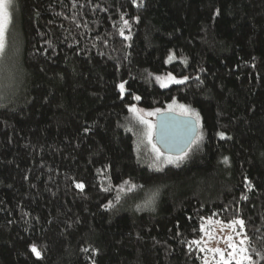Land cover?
<instances>
[{
  "label": "trees",
  "instance_id": "1",
  "mask_svg": "<svg viewBox=\"0 0 264 264\" xmlns=\"http://www.w3.org/2000/svg\"><path fill=\"white\" fill-rule=\"evenodd\" d=\"M11 18L0 264H203L201 226L237 218L264 252V0H13ZM173 100L199 145L156 171L129 108Z\"/></svg>",
  "mask_w": 264,
  "mask_h": 264
},
{
  "label": "snow or ice",
  "instance_id": "2",
  "mask_svg": "<svg viewBox=\"0 0 264 264\" xmlns=\"http://www.w3.org/2000/svg\"><path fill=\"white\" fill-rule=\"evenodd\" d=\"M11 2L12 0H0V71H3L8 64L14 65L15 63V61L12 60L11 57H9L8 47H7V34L9 32V27L12 22V18L9 12V7ZM123 23L124 26L128 25L127 20H124ZM77 26L79 27V25ZM120 34L121 36L124 37V39L126 40L129 39L128 36H124L123 30H121ZM172 59L173 57L170 55L168 57V60H172ZM156 80L160 81V87L167 88L169 84L183 85L189 80V77L185 76L183 78H176L172 74H169L167 76V82H164L159 76L156 77ZM117 87L121 95L123 96V93L125 91L124 84L121 83L117 85ZM0 99H3V97H0ZM134 99L136 101H139L141 97L134 96ZM177 109L179 111V115L183 117V119L181 120V124L186 129H190L192 131V137L187 141L186 147L181 149L180 152L175 156L162 152L160 148H158L155 144H153V132L156 126H154L148 120L144 119L142 116L137 117L139 123L144 125L145 128L143 134L144 138L147 140V142L150 145H152L151 150L154 157V166L156 168V171H162L163 168L167 165L178 167L179 164L182 163L187 158L189 154L188 149L191 148L193 145H196L197 147L199 145V137H198V133L196 132V129L199 127L200 117L198 113H196L189 107L183 104L176 105V101L173 100L172 104L168 105L167 112H162L160 109H156L154 112H149L146 115L147 116L156 115L160 117H165L167 116L168 113H172L174 110ZM129 111L135 113L137 109L135 107H130ZM160 127L161 129L166 127V121L162 120ZM218 135L220 139L225 138L223 133H219ZM161 140L165 144L168 143V138L164 135H161ZM224 163L225 164L227 163V157L224 158ZM128 183H129L128 181H124V184H128ZM132 187H136V186L132 185ZM76 188L82 190L84 188V185L77 183ZM159 193H160L159 188L151 190L147 194L144 203L142 205H138L137 207L153 209V206L156 203ZM237 226H238V230H237ZM227 227L235 233V237L233 235H229L226 238L225 242L228 249L227 252H225L220 248L211 249L205 247H200L199 251L211 252L213 254V259L215 264H262V262H264V252L257 250L255 245L250 241V238L246 231L245 221L243 219L237 218L229 222L227 224ZM201 231L202 232L204 231L203 225L201 226ZM236 238H238V242ZM192 243L199 245L200 241H193ZM30 251L34 254V256L40 258L41 253L37 250L35 246H32L30 248ZM84 251L87 250L85 249ZM203 264H210L206 256L204 258Z\"/></svg>",
  "mask_w": 264,
  "mask_h": 264
},
{
  "label": "rangeland",
  "instance_id": "3",
  "mask_svg": "<svg viewBox=\"0 0 264 264\" xmlns=\"http://www.w3.org/2000/svg\"><path fill=\"white\" fill-rule=\"evenodd\" d=\"M12 6H13V0L10 4V7H9L10 15H11ZM7 66L5 67L4 70H6L8 68ZM4 70L0 71V81H2V83H5L4 81L9 80L7 78L8 76L7 75L5 76ZM164 82H167V81H164ZM159 86H160V83H159ZM162 89H164V88H162ZM176 105H178V104H176ZM135 108L137 109V111L135 113L130 112L131 117H130L129 129H131V130H129V129L128 130L136 138V147H137V150L139 152L141 159L144 162L150 164L153 168H155L154 157H153L152 150H151L152 145H150L147 142V140L144 138L143 134H144L145 128H144V125L139 123V120L137 119V117L142 116L144 119L148 120L150 123H152L155 126V121H156V118L158 116H156V115L147 116L146 115L147 113L154 112V111H144V110H141L137 107H135ZM162 112H167V107ZM168 114H172V115H176V116L181 117L179 115L178 109L174 110L172 113H168ZM154 136H155V129L153 132V144H155ZM203 228H204V231L202 232L203 236H202L200 244L198 245V249L200 247H205V248H211V249L220 248V249L224 250L225 252L228 251L227 245L225 242L226 238L229 235H233L235 237V233L227 227V224H222L220 222L213 221V220H207L204 222ZM237 230H238V226H237ZM236 239L238 242V238H236ZM202 253L204 254L203 261H204V258L206 256L207 259L209 260L210 264H215L214 259H213V254L211 252H202Z\"/></svg>",
  "mask_w": 264,
  "mask_h": 264
},
{
  "label": "water",
  "instance_id": "4",
  "mask_svg": "<svg viewBox=\"0 0 264 264\" xmlns=\"http://www.w3.org/2000/svg\"><path fill=\"white\" fill-rule=\"evenodd\" d=\"M182 119L183 117L172 114H167L165 117L158 116L156 118L154 139L156 146L160 148L162 152L175 156L181 149L186 147L187 141L191 139L192 131L190 129H186L181 124ZM162 120L166 121V127L163 129L160 127ZM198 130L199 127L196 129L197 133ZM161 135L168 138L167 144L162 142Z\"/></svg>",
  "mask_w": 264,
  "mask_h": 264
}]
</instances>
